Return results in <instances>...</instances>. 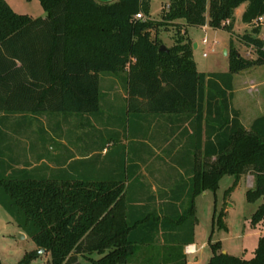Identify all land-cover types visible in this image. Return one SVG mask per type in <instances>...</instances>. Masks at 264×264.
Segmentation results:
<instances>
[{"label":"trees","instance_id":"16d2710c","mask_svg":"<svg viewBox=\"0 0 264 264\" xmlns=\"http://www.w3.org/2000/svg\"><path fill=\"white\" fill-rule=\"evenodd\" d=\"M151 1L40 0L47 15L33 17L0 0V113L96 112L99 74L128 67L131 97H147L152 110L186 113L197 124L204 161L194 171L190 203L176 219L189 227L184 244H191L195 196L216 190L225 174L235 177L227 195L250 174L248 201L264 197V114L247 128L233 106L234 75L264 64L259 23L264 0H169L158 21L151 18ZM243 3L242 20L252 29L240 39L257 57L246 58L231 44L227 71H198L187 28L209 25L234 34L235 11ZM139 12L146 18H136ZM168 25L177 27L175 43L161 50L158 30ZM8 170L0 152V205L38 249L50 253L51 264H82L80 258L90 264H132L145 240L135 238L136 224L143 221L129 219L124 183L59 182ZM263 220L264 203L251 223ZM219 245H212L208 264H264V235L250 259L224 253ZM37 257V251L29 253L19 264Z\"/></svg>","mask_w":264,"mask_h":264},{"label":"crops","instance_id":"0c3cea01","mask_svg":"<svg viewBox=\"0 0 264 264\" xmlns=\"http://www.w3.org/2000/svg\"><path fill=\"white\" fill-rule=\"evenodd\" d=\"M128 71L99 74L96 112L0 113L1 158L8 173L16 168L59 182L124 183L128 217L132 223L143 221L136 224L135 238L145 240L132 264H179L187 260L186 247L195 245L197 220L193 243L184 244L189 227L176 219L190 203L192 177L204 161L197 124L186 113L152 110L147 97H131ZM256 82L248 79L247 88ZM234 98L245 127L264 114L246 124ZM262 105L260 98L259 111ZM80 262L90 264L83 258Z\"/></svg>","mask_w":264,"mask_h":264},{"label":"rangeland","instance_id":"374dc122","mask_svg":"<svg viewBox=\"0 0 264 264\" xmlns=\"http://www.w3.org/2000/svg\"><path fill=\"white\" fill-rule=\"evenodd\" d=\"M6 1L16 12L36 17L46 15L40 0ZM168 3L169 0H152L151 12L153 15L151 14V18L157 21L161 20L163 10L168 6ZM245 5L243 3L235 11L234 34L221 28H205L203 26L187 28L193 46L194 43L198 44L197 48H193V57L199 69L227 71L231 44L242 56L250 59L257 57L256 49L246 45L240 39L242 34L251 32L252 29V25H248L242 20ZM259 23L262 27L260 37L264 38V18H260ZM176 31L175 25L163 26L159 28L158 35L163 44L171 46L175 43ZM204 38L207 39V43H203ZM251 78L258 81L259 84L256 82L247 88L248 79ZM235 86L237 94L234 98V105L241 108L244 122L249 124L253 116L264 113L262 105L264 103V64L237 73ZM260 98L262 108L259 111L257 105H259ZM234 181V175L225 174L220 178L216 190L208 188L196 194L194 202L197 215L195 228L197 252L187 254L188 264H208L213 255L212 245L215 244H220V250L224 253L244 259L253 257L261 233L264 235V220L257 225H252L251 217L258 206L264 203V197H260L255 202L248 201L246 191L253 186V177L250 174L248 177L244 175L227 195L226 193ZM39 250L31 237L0 205V260L2 264H19L27 254ZM30 264H51L50 253L45 252L33 259Z\"/></svg>","mask_w":264,"mask_h":264},{"label":"built area","instance_id":"2783aa9c","mask_svg":"<svg viewBox=\"0 0 264 264\" xmlns=\"http://www.w3.org/2000/svg\"><path fill=\"white\" fill-rule=\"evenodd\" d=\"M136 18L145 19L146 17L142 12H139L136 14ZM263 18L264 17H261V19H263ZM203 43H207L206 38L203 39ZM204 55H206V53H204ZM185 251H186V254H195L197 252V248L195 245H189L186 247Z\"/></svg>","mask_w":264,"mask_h":264},{"label":"water","instance_id":"95a60500","mask_svg":"<svg viewBox=\"0 0 264 264\" xmlns=\"http://www.w3.org/2000/svg\"><path fill=\"white\" fill-rule=\"evenodd\" d=\"M100 2H103V3H109V2H112L113 0H99ZM197 46V44L196 43H194V46L193 47H196ZM160 49L161 50H167V45L166 44H162L161 46H160ZM226 53H227V51H225ZM22 237H24L23 235H22ZM45 253V250L44 249H40L39 251H38V256H41L42 254H44Z\"/></svg>","mask_w":264,"mask_h":264}]
</instances>
